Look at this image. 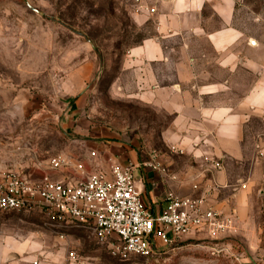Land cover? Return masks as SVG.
I'll list each match as a JSON object with an SVG mask.
<instances>
[{"label":"rangeland","instance_id":"374dc122","mask_svg":"<svg viewBox=\"0 0 264 264\" xmlns=\"http://www.w3.org/2000/svg\"><path fill=\"white\" fill-rule=\"evenodd\" d=\"M147 2L0 0V176L76 180L78 164L97 169L91 164L99 157L97 142L158 155L170 150L163 134L171 116L130 96L127 73L110 88L122 56L152 32L133 19ZM53 156L68 166L51 168ZM223 212L234 216L229 230L190 234L150 257L125 261L88 230L56 227L38 209L0 211V233L11 241L33 239L38 246L31 251L57 264L66 257L97 264H264V199Z\"/></svg>","mask_w":264,"mask_h":264},{"label":"crops","instance_id":"0c3cea01","mask_svg":"<svg viewBox=\"0 0 264 264\" xmlns=\"http://www.w3.org/2000/svg\"><path fill=\"white\" fill-rule=\"evenodd\" d=\"M133 19L152 32L122 56L110 88L127 73L130 96L171 116L163 134L171 151L97 142L91 164L134 165L141 200L154 213L167 191L203 196L222 211L264 199V0H148ZM154 159L166 174L143 166ZM36 246L0 233V264H57L32 252ZM66 258L60 264H97Z\"/></svg>","mask_w":264,"mask_h":264},{"label":"built area","instance_id":"2783aa9c","mask_svg":"<svg viewBox=\"0 0 264 264\" xmlns=\"http://www.w3.org/2000/svg\"><path fill=\"white\" fill-rule=\"evenodd\" d=\"M49 163L53 169L68 166L60 156L51 157ZM143 165L167 173L159 160ZM76 168L81 176L63 182L2 174L0 211L38 209L56 227L88 230L107 244L111 256L122 261L150 257L160 246H170L190 234L221 233L233 225L234 216L209 206L203 196L184 197L172 191L165 193L163 210L152 212L141 200L132 164L120 165L111 159L107 170L86 172L81 164Z\"/></svg>","mask_w":264,"mask_h":264}]
</instances>
